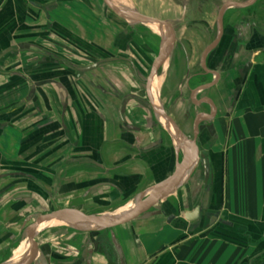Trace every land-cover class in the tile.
Listing matches in <instances>:
<instances>
[{
    "label": "crops",
    "instance_id": "0c3cea01",
    "mask_svg": "<svg viewBox=\"0 0 264 264\" xmlns=\"http://www.w3.org/2000/svg\"><path fill=\"white\" fill-rule=\"evenodd\" d=\"M80 4L86 6V0H0V264L13 261L21 253L22 246L16 256L17 248L13 249L11 258L4 262L19 237L20 245L25 238L27 249L22 258L26 257L30 235L38 245L31 264H264V0H171L175 16L169 20L184 15L185 5L188 13L196 8L206 11L210 27H214L215 12L232 10L234 19L221 16L217 23L220 30L226 28L236 36L233 50H229L230 40L226 38L206 58L204 53L189 57L178 54L175 65L170 67L167 61L162 75L155 77L154 81L159 78L158 85L161 80L159 97L162 87L165 100L167 92L168 97L182 93L170 110L179 133L164 127L163 120L151 109L147 112L149 108L140 100L129 95L125 98L128 92L133 93L132 89L141 91L145 98L147 72L156 60L153 56L148 69L128 67L121 72V78L118 71H107L105 84L112 86H104L103 90L94 85L91 73L104 64L83 73L78 70L83 67L73 68L78 80L88 87L83 90L91 95L89 103L79 97L78 101L69 98L64 72L61 78L40 81L33 77L35 71L27 73V69L10 67L16 59H59V54L46 52L33 43L50 41L48 37L43 39L44 29L48 32L50 26L56 29L55 37H64L66 20L75 18L74 7ZM73 23L74 32L82 30L81 20ZM188 43L193 51L200 52L205 42L193 33ZM120 57H116L118 61ZM187 67L192 68L193 77L201 72L204 75L194 80L197 87L191 91L184 83L189 76ZM230 73L242 84L236 100L232 99L234 86L228 84ZM136 79L140 85L134 83ZM203 81L209 83L204 85ZM123 98L127 100L123 102ZM194 117L195 136L191 134ZM67 139L78 141L79 154L86 151L93 161V179L101 175L113 178L119 172L126 174L129 181L135 180L129 175L135 173L139 174L138 180H143L131 204L102 214L126 212L135 202L148 198L152 188L170 180L179 164L185 168L157 207L126 224L86 232L75 228L72 231L71 226L57 220L32 233L34 216L20 224L15 221L17 214L9 208L24 202L29 208L37 204L41 210L44 203H50L51 194L42 187L45 200L30 194L29 179L20 184L11 181L15 176L34 179L32 172L59 163L68 154L66 144L63 146ZM191 143H195L196 150ZM20 154L25 159L34 158L38 167L14 168ZM21 170L27 173L23 175ZM101 170L103 174L98 172ZM105 187L111 190L106 191L109 194L114 184ZM197 207L202 209L200 217L188 221L186 213ZM172 214L175 217L170 222ZM215 214L231 225L213 222ZM199 223L200 228L191 227Z\"/></svg>",
    "mask_w": 264,
    "mask_h": 264
},
{
    "label": "rangeland",
    "instance_id": "374dc122",
    "mask_svg": "<svg viewBox=\"0 0 264 264\" xmlns=\"http://www.w3.org/2000/svg\"><path fill=\"white\" fill-rule=\"evenodd\" d=\"M119 1L124 8L137 10L139 13L150 16H161L159 19L164 21H169L168 18L175 16V11L170 5L171 0ZM193 2L196 3V0H193ZM86 3V6L82 4H80V6L75 5V18H71L72 21L67 18V30L65 29L64 37H55L54 35L56 32H54V30L56 29L50 26L48 32L45 29L43 31V39L48 37L50 41L45 39V41L40 44L33 43L35 47L46 50V52L50 50L51 54H59L60 57H57L60 60L47 58L46 62H39L41 59L38 61L29 62L25 61L24 59H16V62L10 67H12V69H27V73H32L35 71L33 77L40 81L41 79L46 80L47 78H61V76L64 75V82L68 90L67 93L69 94V98H71L73 101H78L79 97V100L89 103V101H92L91 95L83 90L88 89V87L85 85V83H82L78 80L77 72H75L73 68L89 66L97 61L116 58L119 56L130 59L132 63L131 65H128L126 62L119 61L115 64H104L101 69L95 70L93 73H91L92 81L94 75V85L97 87L100 86V88L103 90L104 86H112L111 83L105 84L107 80L106 73L109 70H114L115 72L118 71L119 73L117 76L118 78H121V72H126L128 67H136L137 70H142L144 68L148 69V67L151 65L150 62H152L153 57H155L153 55L154 53L152 54V52L157 50L158 42L155 39L157 32V27L155 25L145 23L143 26L142 23H134L135 25H131V23L127 24L123 18L116 15V13L106 5L104 0H86ZM90 7L92 8L91 11L89 10ZM162 8L165 9V12L163 13L161 11ZM181 12L182 10H179L178 14ZM215 16L216 15H213L212 19L215 18ZM77 20L82 21V30H77L74 32L72 27L76 25V23H73V21L77 22ZM144 30H146V32L143 34ZM39 33L42 32L40 31ZM146 52L150 53V56L147 55ZM60 69L64 71H60ZM62 72H64L63 75H61ZM102 80L103 82H101ZM133 81L134 80H132V82ZM159 82L160 84L157 88V100L159 97L161 80ZM134 83L140 85L139 83ZM80 85L83 87L82 92L79 95L81 88ZM126 85L128 86L127 82ZM127 86L126 88H128ZM133 90L134 89H132L131 92L134 93L135 91ZM127 94L130 93L128 92ZM136 94H141L140 96L143 95L141 91L138 93L136 92ZM128 97L129 96L127 95L125 98ZM137 99L141 101L142 97H138ZM93 106V108H95L94 101ZM145 108H149L147 103L145 104ZM148 110L147 112H150V109ZM65 144L67 146L66 150H68V154L64 155L59 163L46 167L44 166L43 170L32 172L30 176H32V178L34 177V179H31L29 176V178H19L15 176L11 181V183L20 184L21 182H27L29 179L31 182L28 183L31 185V187L29 186L30 194L39 195V198L40 195H44L43 192H46L42 189V187H45L51 194L49 198L50 206L48 203H44L42 205V209H46L44 212H42V209H39L37 204H34V208H29L24 202H16L14 205H11L12 207L9 209L17 214L15 221L22 224L24 221L28 220V217L36 216L39 213H48L64 208L74 207H78L79 209L84 208L86 211L91 212L98 211L100 214L105 212L111 213L117 211L121 205L131 204L130 200L139 194L138 190L140 188V183H142L143 180H138V173L133 174L134 176L129 174L130 179H135L134 181H129V179L127 180V175H122L119 172H116L113 178L101 175L100 177L93 179V169H95V167L93 168V161H91L89 156L86 155V151H84V154H79L78 150L80 149L78 148V141L74 139L65 140L63 146H65ZM82 151L83 149L81 152ZM21 155L22 154L17 156V165L12 164L14 168L18 166L20 167L19 169L27 170L29 167H31L30 169H32V167H38L33 161L34 158L25 159V156ZM20 158L23 160L19 161ZM10 161L14 162L16 160L11 159ZM10 161L6 163L9 164ZM32 161L34 163H32ZM112 163L111 166L116 169L117 167ZM119 163L121 164V161H119ZM25 170H21L23 175H25L24 173H27ZM98 172L102 173V170ZM109 184H114V188L112 189L113 192L106 194V191L110 189L106 188L105 186H108ZM8 185L9 184L3 186ZM4 189L5 188H3V190ZM41 190H43V192ZM4 197L7 196L5 195ZM42 197L45 198L44 196ZM47 224L51 225L52 223ZM25 245L26 242L24 238L23 243L16 250H18L21 246L24 247Z\"/></svg>",
    "mask_w": 264,
    "mask_h": 264
},
{
    "label": "water",
    "instance_id": "95a60500",
    "mask_svg": "<svg viewBox=\"0 0 264 264\" xmlns=\"http://www.w3.org/2000/svg\"><path fill=\"white\" fill-rule=\"evenodd\" d=\"M106 5L111 8L116 15L120 16L124 20H126L129 23H142V24H153L156 26L167 25V22L164 20H161L157 17L146 15L139 13L137 10H131V9H125L122 7H119L116 5L113 0H104ZM172 33V32H171ZM173 44V35L171 34L169 36V39L164 43V46L161 50V55L155 60L153 67L151 69V73L149 76V97L150 101L153 103V108L155 109L156 115L160 118V120H163V122L169 124L172 126V128L175 130V132L179 133L177 131L175 123L172 121V119L155 103V98L152 91V85L153 81L156 77L157 71L161 64L166 59V55L169 54L170 48ZM117 58H109V59H103L100 61L95 62L94 64L88 66L79 68V72H87L90 70L97 69L100 65L117 61ZM192 148L196 150L195 143H191ZM185 168V165L179 164L177 168V172L173 175V177L162 184L161 186L152 188V193L146 198L145 200L135 202L131 208L126 210V212L119 213V214H87L81 210L74 209V208H64L61 210L53 211L50 213H47L45 215H41L37 218L36 223L32 226V228H39L45 223H54L55 221H62L66 223L68 226H71L77 230L86 231V232H101L107 229H114L120 225L126 224L138 216L142 215L143 213L149 211L151 208L157 207L159 203H161L162 199L167 197L170 193V187L171 185H176L175 182L179 180L183 170ZM201 207H197L194 211L186 213L185 218L188 221L195 220L196 218H199L201 215ZM175 215L172 214L169 216L168 221H172L174 219ZM213 222L218 221L219 224H225V225H231V222L225 220L223 217H219L218 214H215L212 217ZM29 252L26 255V257L17 260L15 262L10 261L5 264H31L36 255H37V243L33 240V237L29 236Z\"/></svg>",
    "mask_w": 264,
    "mask_h": 264
},
{
    "label": "flooded vegetation",
    "instance_id": "af4514ba",
    "mask_svg": "<svg viewBox=\"0 0 264 264\" xmlns=\"http://www.w3.org/2000/svg\"><path fill=\"white\" fill-rule=\"evenodd\" d=\"M183 4V3H182ZM189 6V5H188ZM184 7V15L181 14V16L179 18L176 19H172L169 21H165L167 22V25H161V26H156L157 27V32H156V40L158 42V47L156 51H153L152 54L155 56V58L157 59L161 54V50L164 46V43L169 39V36L172 34L173 35V44L170 48L169 54L166 55V59L163 62V64H161V66L159 67L156 77H160L162 75V73L164 72V68H165V63L167 61H169V66L175 65V62L177 60V56L178 54H185L189 57L190 54H203L204 53V57L206 58V56H210V54L215 53L218 48H220L226 38L230 40V47L229 50H233L234 49V43L236 41V36L235 34H231L227 31V29L225 28L224 31L223 29H221V27L218 25L217 21L221 18L222 19H234V12L230 9H222V10H218L215 13V18H214V27H210L209 22H207V18L208 15L207 12L202 11L201 8H196L192 13H188V8H186L187 6L183 5ZM224 16V17H223ZM126 21V20H124ZM127 22V21H126ZM127 24H130L129 22H127ZM137 24V23H136ZM141 24V23H138ZM131 25H135L133 23H131ZM143 26V24H142ZM143 28V27H142ZM142 31V30H141ZM146 32V30H144L143 34ZM172 32V33H171ZM197 35V38L203 40L205 43L203 44L202 50L200 52L198 51H193L192 46L188 43L189 41V37H191L192 34ZM147 54H150L148 52H146ZM145 53V54H146ZM121 62H126L127 58L125 57H120ZM119 60V58H118ZM117 60V61H118ZM231 61H233V58L231 59ZM119 62V61H118ZM126 63L128 64H132L131 61H127ZM170 66V67H171ZM136 68V67H135ZM151 69L148 70L147 72V76H150L151 73ZM235 66L232 67L231 70H235ZM137 71V70H136ZM139 72V71H138ZM186 73L189 74L188 78H185L184 83L186 84V86L188 87V90L190 89L193 90L197 87V85H194L193 82L196 79H200V78H204V75L201 73H197V76H192L191 73L192 72V68L187 67ZM229 81L228 84L231 86H234L235 92L232 95V99L235 98V100L238 97V90L241 89L242 84L237 82V79L232 77V74H229ZM192 78V79H189ZM158 79L155 80L154 82V86L152 85V89H153V95H154V100L159 102L160 108L170 117V110L172 108V106H175L176 104H178L179 100H180V94L182 95V93H178L176 96L175 95H170V97L167 98V100L164 99V95H165V91L164 88L162 87L161 90V96L158 98L157 100V88H158ZM137 83L138 80L136 79ZM169 81H167L168 83ZM204 85L208 84L209 81H203ZM211 82V81H210ZM182 83V88L185 87V84ZM149 86V85H148ZM145 98H142L141 102L143 104H148L149 109H151L152 112L155 113V109L153 108V103L150 101V97H149V91L147 88H145ZM129 96H133L135 97V99H137L138 97H141L140 95L136 94V92L131 93V94H127ZM127 99L123 98V102L126 101ZM138 100V99H137ZM184 101V100H183ZM156 114V113H155ZM197 116V114L195 115V117ZM195 117L193 119V126H194V121H195ZM164 127H166L167 129L170 130H174L172 128L171 125L163 122ZM201 126V125H200ZM195 126L192 128L191 134L195 136ZM175 131V130H174ZM199 136V135H198ZM202 210V209H201ZM50 213V212H48ZM47 214V212L42 213L40 215L34 216L31 220H32V225H34L37 221V218L41 215H45ZM181 222V221H180ZM47 224V223H46ZM181 225L186 226L187 224L185 222H181ZM202 226V223L200 224H196L191 226L192 228L197 227L200 228ZM196 228V229H197ZM35 229L33 230V228L31 227V232L35 233ZM69 229H71L72 231H74L75 229L72 227H69ZM33 235V234H32ZM33 237V236H32ZM21 237H19L18 240H16L11 247L9 248L8 254L6 255L4 262L7 261L8 259L11 258L12 253H13V249L18 248L20 245V241H21Z\"/></svg>",
    "mask_w": 264,
    "mask_h": 264
},
{
    "label": "bare ground",
    "instance_id": "6f19581e",
    "mask_svg": "<svg viewBox=\"0 0 264 264\" xmlns=\"http://www.w3.org/2000/svg\"><path fill=\"white\" fill-rule=\"evenodd\" d=\"M113 2H114L116 5H118L119 7L124 8V7L121 5V3H120L119 0H113ZM125 9H130V8H125ZM155 26H156V25H155ZM154 82H155V81H154ZM153 86H154V83H153ZM152 91H153V89H152ZM124 210H125V209H124ZM26 249H27V247H26V245H25L24 247H22L21 253H20L19 255H18V250H16L14 256H16V255H18V256L15 257V258H13V262H15V261L19 260L20 258H22V256H23V255L25 254V252H26Z\"/></svg>",
    "mask_w": 264,
    "mask_h": 264
},
{
    "label": "trees",
    "instance_id": "16d2710c",
    "mask_svg": "<svg viewBox=\"0 0 264 264\" xmlns=\"http://www.w3.org/2000/svg\"><path fill=\"white\" fill-rule=\"evenodd\" d=\"M169 203V202H168ZM181 222H184V221H181Z\"/></svg>",
    "mask_w": 264,
    "mask_h": 264
}]
</instances>
